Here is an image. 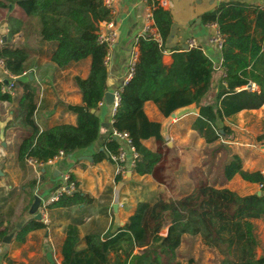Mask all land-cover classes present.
Returning a JSON list of instances; mask_svg holds the SVG:
<instances>
[{"label": "trees", "instance_id": "trees-1", "mask_svg": "<svg viewBox=\"0 0 264 264\" xmlns=\"http://www.w3.org/2000/svg\"><path fill=\"white\" fill-rule=\"evenodd\" d=\"M103 1L0 0V8L16 6L24 14L23 20L13 16L6 18L8 39L22 31L25 35L34 33L42 42L52 43L55 48L51 61L57 67L90 59L88 76L73 77L82 99L81 104L67 106L76 115L74 125L59 124L40 131L33 118L34 93L25 89L16 110L18 124L29 129L28 136L18 146L20 161L31 158L44 162L60 152L88 149L98 139V111L107 86L109 49L105 43L98 42L97 31L101 22L112 17ZM149 1L160 40L148 34L138 37V56L130 78L119 90L112 130L128 134L137 153L132 168L138 175L150 174L158 180L159 198L154 203L138 202L115 235L105 238L94 233L86 235L83 249L78 247L80 240L75 225L68 226L61 249L62 263L177 264V249L187 236L199 237L204 245L216 249L221 255L220 264H264V256L256 258L255 254L258 242L254 223L264 215V195L240 196L227 188L215 187L218 179L214 178L212 183L207 179L217 153L222 152L224 155L218 165L220 183L235 174L250 182H264L261 173L243 170L240 157L222 142L223 136L230 132L223 124L226 118L264 104V8L254 10V26L263 36L259 40L251 33V24L243 14L244 6L221 4L204 17L207 24L217 23L224 38L220 51L223 75L216 92L212 93L216 70L201 48L173 51L170 65L163 63L165 47L161 38L170 33L172 19L168 10L155 0ZM0 57L10 74L20 76L26 70L29 51L7 43L0 47ZM250 82L255 83L259 91L241 89ZM212 94L214 102L210 103L207 99ZM149 100L165 117L190 104L199 107V116L192 128L205 139L208 168L206 173L198 169L192 171L194 189L179 199L173 197L175 180L166 173V163L178 166L179 160L166 146L160 123L147 118L143 106ZM149 138L155 140V150L143 144ZM121 148H125L123 141L110 134L102 148L92 153V162L112 161L111 155H117ZM69 180L75 181L72 175ZM89 202L88 195L77 187L50 205L70 208ZM42 226L41 221L32 218L20 229H14L15 225L0 228V244L13 231L18 241H23L29 230ZM164 227L167 231L162 235L160 231ZM135 248L140 253H134ZM118 250L121 254L111 261L110 252Z\"/></svg>", "mask_w": 264, "mask_h": 264}, {"label": "crops", "instance_id": "crops-1", "mask_svg": "<svg viewBox=\"0 0 264 264\" xmlns=\"http://www.w3.org/2000/svg\"><path fill=\"white\" fill-rule=\"evenodd\" d=\"M161 1L162 4L159 5L169 11L172 19L170 33L161 38L165 47L163 63L170 65L171 53L185 50V46L190 48L188 41L193 39L196 47L201 48L214 63V93L223 75L221 52L209 42L213 28L204 22V17L221 4L244 6L246 10L243 14L251 24L252 35L258 40L263 38L260 29L254 26V10L264 8V0ZM113 7L111 21L116 30V41L106 57L105 92L115 94L130 78V63L138 56L136 42L138 37L145 34L146 24H150L155 32L156 28L153 19L147 16L152 14L149 0H115ZM4 9L7 15L5 20H0V47L7 43L14 47H24L29 51V58L26 74L16 78L14 88L11 91L0 88V228H13L15 225L14 229H20L27 221L35 219V213L30 211L35 195L40 197L36 210L40 214L39 221L41 212L44 211L47 223L41 221L42 227L29 230L23 241H18L13 231L10 242H2L0 245V264H63L61 249L68 226L75 225L80 249L86 247L84 238L90 233L99 234L102 238L115 235L133 214L138 202L154 203L158 200L160 184L150 174L135 173L129 158L124 163L123 173L119 175L116 174V164L113 161L103 159L94 163L89 158L93 152L102 148L112 132V105L105 100L99 103V136L90 148L74 153L61 152L56 157L35 165L27 160H19L18 146L29 134V129L18 124L16 115L25 89L34 93L36 108L33 118L40 131L59 124L74 125L76 115L67 106L81 104L82 99L73 77L88 76L90 59L57 67L51 61L55 48L52 43L42 42L34 33L27 32L25 35L22 31L8 39L6 18L13 16L23 20L24 14L16 6L12 8L9 5ZM244 88L259 91L253 82L241 87ZM4 95H8V98ZM143 109L149 120L160 123L161 136L166 146L179 158L173 174L176 183L173 197L179 199L188 195L195 186L188 171L191 165L189 156L201 171L206 172L208 168L203 161L207 156L203 152L206 148L205 139L192 128V123L199 116V107L190 104L176 109L167 117L150 100L144 103ZM223 124L230 132L223 136L222 142L240 157L242 169L264 175V104L256 109L242 110L226 118ZM143 144L151 150L156 149L153 138L144 140ZM124 147L126 148L125 143ZM65 174L73 176L78 190L90 198L89 203L70 208L47 204L50 195L62 184ZM211 174L210 170L208 175ZM215 187L227 188L240 196L264 195V189H260L257 182L244 180L239 174L222 183L217 181ZM254 223L258 242L255 254L259 258L264 256V215L255 219ZM166 231L167 228L164 227L160 233L163 235ZM133 252L140 253L137 248ZM120 254L121 250L112 251L109 258L113 261Z\"/></svg>", "mask_w": 264, "mask_h": 264}, {"label": "built area", "instance_id": "built-area-1", "mask_svg": "<svg viewBox=\"0 0 264 264\" xmlns=\"http://www.w3.org/2000/svg\"><path fill=\"white\" fill-rule=\"evenodd\" d=\"M155 1L158 4H162L161 0H155ZM103 2H104V5L110 10V13L112 14L114 12L113 6H114L115 0H104ZM147 16H148V18H152V14H149ZM149 20L150 19H148V21ZM100 24L101 25H99V28L97 31L98 42L99 43H105L108 46V49H110L116 41V30L114 28V23L111 20H109V21H103ZM209 25L212 26V28H213V32L209 38V42L217 50L221 51V48H222L223 42H224L223 35L221 34L217 23L213 22V23H210ZM144 31H145V34L152 35L155 38H157L158 40H160L159 35L157 34V32H155L152 29V26L150 24H148V23L146 24ZM188 45L191 47H196L195 41L193 39L188 41ZM108 52H109V50H108ZM134 62H135V60L130 63L129 71H128L129 76H131V74H132ZM25 74H26V72L24 71L21 75H25ZM17 77L18 76L12 75L8 72V70L4 66L3 59L0 57V82L2 83L1 88L7 89L8 91H11L15 86V80ZM4 80H6L7 83H4ZM118 101H119V92L114 94V100L112 102L113 103L112 104V113L113 114L116 111ZM111 135L115 138L120 139L121 141H123L126 144V148H121L117 155H111V160L116 164V174L119 175V174L123 173L124 163L128 160V158L130 160L131 166L133 165L134 159L137 157V153H136L134 147L131 145L129 136L126 132H119V131H116L113 129L111 132ZM26 160L28 162L34 164V165L37 164V162L31 158H28ZM75 182L76 181H70L69 180L68 174L63 175L62 184L59 187H57L54 190V192L50 195V197L47 201V204H51V203L57 201L58 198L62 194H71L72 192H74L77 188ZM258 187L260 189H264V182L258 183ZM44 214H45L44 211H42L41 212V221L43 223H47V219L45 218ZM0 251H1V246H0Z\"/></svg>", "mask_w": 264, "mask_h": 264}, {"label": "rangeland", "instance_id": "rangeland-1", "mask_svg": "<svg viewBox=\"0 0 264 264\" xmlns=\"http://www.w3.org/2000/svg\"><path fill=\"white\" fill-rule=\"evenodd\" d=\"M7 15L6 9L2 7L0 9V20L4 19ZM214 93V92H212ZM214 95L208 96V102H214ZM264 148V146H263ZM205 151V150H204ZM203 151V152H204ZM224 154L222 152L217 153L214 164L212 165L211 176L207 175L208 181L210 183L215 180L214 178L218 179V183L222 180L220 177V173L218 171V165L220 161H222V156ZM191 156V155H190ZM189 156V162L191 165L188 167L189 174L192 173L194 170H200L195 164H193V160ZM179 160V158H178ZM208 160V155L204 158V162ZM202 161V162H203ZM174 163L167 162V172L170 173V176L174 178V171L177 169V166L173 165ZM210 166V164H209ZM205 168V167H204ZM206 173V172H204ZM221 255L217 252L216 249L210 248L204 245L199 237H185L182 241V244L177 249V256H176V263L177 264H220Z\"/></svg>", "mask_w": 264, "mask_h": 264}, {"label": "water", "instance_id": "water-1", "mask_svg": "<svg viewBox=\"0 0 264 264\" xmlns=\"http://www.w3.org/2000/svg\"><path fill=\"white\" fill-rule=\"evenodd\" d=\"M187 48L188 47L185 46V49H187ZM4 83H7V81L4 80ZM104 100L106 101L107 104L112 105V102L114 100V93H112L111 91L105 92V94H104ZM89 158H91V157H89ZM0 175H2L1 170H0ZM39 203H40V197H38L37 195H35L34 196V200H33L32 204H31L30 211H31V213H35L34 214V217H35L36 220H40V214L38 212H36V210H37V208L39 206ZM18 227L19 228L21 227V222H19ZM12 237H13V233H10V234L6 235L3 238L2 242L4 244H8L10 242V240H11Z\"/></svg>", "mask_w": 264, "mask_h": 264}]
</instances>
